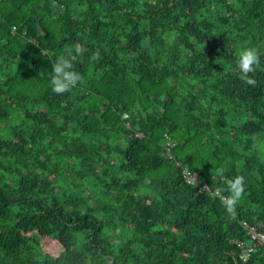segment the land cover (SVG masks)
I'll return each mask as SVG.
<instances>
[{"label": "trees", "instance_id": "trees-1", "mask_svg": "<svg viewBox=\"0 0 264 264\" xmlns=\"http://www.w3.org/2000/svg\"><path fill=\"white\" fill-rule=\"evenodd\" d=\"M65 45L86 49V83L57 95ZM246 47L255 86L234 70ZM237 175L231 216L211 192ZM250 227L264 234V0H0V264H264Z\"/></svg>", "mask_w": 264, "mask_h": 264}, {"label": "clouds", "instance_id": "clouds-1", "mask_svg": "<svg viewBox=\"0 0 264 264\" xmlns=\"http://www.w3.org/2000/svg\"><path fill=\"white\" fill-rule=\"evenodd\" d=\"M86 49L82 45H65L63 54L57 56L52 64L50 87L53 93L64 95L71 92L78 85L86 83L85 78L74 69L75 63L83 57ZM260 52L256 47H246L239 50L235 60L234 70L239 74V79L248 85L255 86L254 78L256 69L260 65ZM92 59H99V53H95ZM225 169H220L218 174L223 175ZM245 178L237 175L231 179H225L223 185L212 190L213 198H218L225 206L226 211L236 215V208L244 198Z\"/></svg>", "mask_w": 264, "mask_h": 264}, {"label": "built area", "instance_id": "built-area-1", "mask_svg": "<svg viewBox=\"0 0 264 264\" xmlns=\"http://www.w3.org/2000/svg\"><path fill=\"white\" fill-rule=\"evenodd\" d=\"M183 176L185 177L186 181L189 183H195L196 182V176L195 174H191L187 171H183ZM206 187V185H202L200 188ZM250 231H251V237L252 238H262L264 239V234L261 232H257L253 227H250Z\"/></svg>", "mask_w": 264, "mask_h": 264}, {"label": "rangeland", "instance_id": "rangeland-1", "mask_svg": "<svg viewBox=\"0 0 264 264\" xmlns=\"http://www.w3.org/2000/svg\"><path fill=\"white\" fill-rule=\"evenodd\" d=\"M43 244L45 249L53 254H56L59 251V243L53 239H45Z\"/></svg>", "mask_w": 264, "mask_h": 264}]
</instances>
